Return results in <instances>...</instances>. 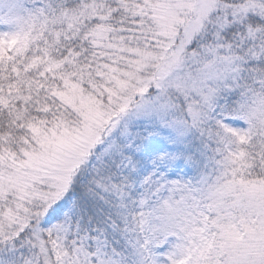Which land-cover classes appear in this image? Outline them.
Masks as SVG:
<instances>
[{"label":"snow or ice","instance_id":"1","mask_svg":"<svg viewBox=\"0 0 264 264\" xmlns=\"http://www.w3.org/2000/svg\"><path fill=\"white\" fill-rule=\"evenodd\" d=\"M0 264H264V0H0Z\"/></svg>","mask_w":264,"mask_h":264}]
</instances>
